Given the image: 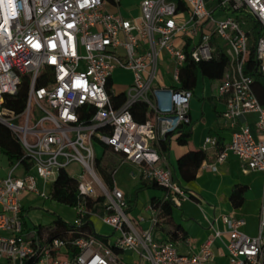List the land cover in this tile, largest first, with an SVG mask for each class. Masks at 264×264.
I'll return each mask as SVG.
<instances>
[{
    "label": "built area",
    "instance_id": "built-area-1",
    "mask_svg": "<svg viewBox=\"0 0 264 264\" xmlns=\"http://www.w3.org/2000/svg\"><path fill=\"white\" fill-rule=\"evenodd\" d=\"M179 1L182 10L177 0H141L138 15L128 18L108 11L110 6L119 9L120 0H0V124L23 152L0 177V264H126L124 253L132 255L134 264H211L218 231L190 255L153 237L160 204L170 201L179 207L187 199L163 165L161 142L189 124L192 98L190 90L159 84V61L163 52L168 55L178 86L184 67L212 60L218 44L223 46L227 62L215 96L225 101L222 118L231 138L218 147L216 138L207 136L200 150L217 148L218 163L232 155L244 171L264 173V105L254 94L255 78L244 72L253 46L251 71L264 81V0ZM116 70L132 74L120 93L108 85ZM24 76L25 105L16 113L4 107V97L16 94ZM120 95L122 101L112 100ZM161 95L167 104H160ZM136 102L148 111L141 124L130 113ZM249 114L256 115L254 131L240 125ZM95 144L123 156L162 188L160 204L147 205V218L130 217L123 193L99 177ZM70 165L80 167L82 174L74 178L75 218L65 221V235L52 236L39 226L27 233L21 194L44 197L46 185ZM97 197L103 198L100 213L86 205ZM93 217L111 229L101 236L107 242L83 228ZM221 220L229 239L228 264H264V198L256 236L239 230L242 219ZM144 223L147 228L141 227Z\"/></svg>",
    "mask_w": 264,
    "mask_h": 264
},
{
    "label": "crops",
    "instance_id": "crops-1",
    "mask_svg": "<svg viewBox=\"0 0 264 264\" xmlns=\"http://www.w3.org/2000/svg\"><path fill=\"white\" fill-rule=\"evenodd\" d=\"M125 1L128 0H120L119 9L110 6L108 11L115 14L120 13L123 17L128 18L137 16L140 1L123 6L122 4ZM218 45V49H223L220 43ZM172 68L173 62L163 52L159 61V84L165 87L179 88L180 85L177 86L169 78ZM117 74L128 75L127 85L132 81V74L123 70H116L113 73L112 88L120 93L127 85L123 89H116L115 76ZM217 79L197 78L189 102V124L186 126L190 131V137L187 143L179 145L176 142L177 134H173L167 139V150L163 151L161 148L164 157L163 165L171 169L174 181L186 192L187 199L182 201L179 207H172L170 225L154 228L153 237L158 241H167L170 238L169 233L173 230L172 228H178L184 235V239H176L173 244L178 253L190 255L198 251L199 246L213 235L214 230L218 231L221 236L212 245L214 258L211 264H228L225 245L229 239L226 226L223 224L221 217L231 216L242 219L244 224L239 230L249 237L256 236L260 201L264 198V173L244 171L238 159L232 155H229L226 161L218 163L216 161L217 148L204 152L205 160L196 171V177L192 182L183 183L176 169L177 159L189 151L200 150L203 140L207 136L215 137L218 147L228 143L231 138L232 130L224 125L222 118L225 101L215 96ZM158 101L160 104L165 105L167 104V97L161 95ZM255 121L256 115L249 114L246 115L245 122H240V125H247L254 131ZM103 157L111 163L117 164L112 176L113 186L123 193L128 206L127 214L133 218L138 216L147 218L149 216L146 210L147 205L152 200H161L164 194L163 190L151 188V182L144 177L141 169L125 162L123 156L113 154L109 150L104 152L102 148L100 155H97V159ZM5 174L6 168L0 164V177ZM235 186L245 187L242 194V203L237 207H234L231 201L232 190ZM135 189L137 192L134 201H132V193ZM141 227H144L143 224ZM109 230V234H111L112 231Z\"/></svg>",
    "mask_w": 264,
    "mask_h": 264
},
{
    "label": "trees",
    "instance_id": "trees-1",
    "mask_svg": "<svg viewBox=\"0 0 264 264\" xmlns=\"http://www.w3.org/2000/svg\"><path fill=\"white\" fill-rule=\"evenodd\" d=\"M179 2V9H183L181 1ZM255 60V49L250 47L248 56L244 66V72L250 74L255 78L256 83L253 85V91L258 99L259 103L264 105V81H261L259 76L251 71ZM227 58L218 49L216 56L208 62H200L197 64H188L180 71L179 75V85L180 89L192 91L197 82V78H206L208 80L217 79L221 76V73L226 65ZM42 82H39L41 85ZM111 82H108L110 85ZM28 89V77L24 76L22 79V84L14 95H6L4 97V107L8 110L19 113L23 110L25 105V99ZM123 95L117 98L112 97V100L122 101ZM130 113L137 123H144L147 119V107L142 102L134 103L130 108ZM177 134L176 142L179 145H185L190 137V131L187 129L186 125H181L179 129L173 133ZM173 134H168L164 141L161 142V148L163 151L167 150V139ZM104 152L108 151V148L101 144ZM0 154L4 155L8 163H12L16 160H20L23 157V152L21 147L17 143L16 139L12 133L2 124H0ZM121 156V155H120ZM205 160V153L201 150L189 151L185 155L181 156L176 161V169L179 174L180 180L183 183H190L196 177V171L200 167L201 163ZM23 163L26 168L29 166V162L25 159ZM117 164L111 163L107 158L97 159L95 162V170L99 177L102 179L104 184L108 188L113 187V173L116 169ZM151 188H156L162 190L156 183L151 182ZM245 190L243 186H235L232 190L231 201L234 207L241 205L242 194ZM78 196V183L72 178L65 170H61L58 173L56 180L51 184L50 192L47 198L54 202L65 205L67 207L73 208L76 206ZM103 203V198L97 197L96 199H87L86 205L88 208H92L95 212H101V204ZM151 204H160L159 200H152ZM173 204L170 201H165L160 204V213L157 217V223L155 228L163 225H170L171 223V209ZM24 212V210L22 209ZM41 227V226H39ZM38 227V228H39ZM88 232L95 234L93 226L91 223L87 222L84 227ZM68 229V224L61 218L55 217L49 227L45 228L52 236L62 237L65 235ZM173 230L169 233L170 238L167 241L174 242L176 239H184V235L178 228L173 227ZM96 235V234H95ZM105 242H107L106 237H101Z\"/></svg>",
    "mask_w": 264,
    "mask_h": 264
},
{
    "label": "rangeland",
    "instance_id": "rangeland-1",
    "mask_svg": "<svg viewBox=\"0 0 264 264\" xmlns=\"http://www.w3.org/2000/svg\"><path fill=\"white\" fill-rule=\"evenodd\" d=\"M141 0H128L125 1L122 5H129V3H138ZM127 3V4H126ZM210 10V7H207ZM217 19V17H215ZM169 78L172 79V76L169 75ZM116 79V89L120 90L126 87L129 77L125 74H117ZM173 80V79H172ZM171 82L173 83V81ZM102 151V146L100 144H95V152L97 155H100ZM108 158V156H107ZM0 164L6 168V172L10 168L9 163L4 155L0 154ZM66 172L72 177L76 178L81 175V168L76 165H70L66 168ZM118 178V177H117ZM116 180V178H115ZM51 184H47L44 188L45 196L40 197L31 193H22L20 196V201L24 207V216L28 226L27 233L33 231L35 227L41 226L42 228H47L51 225L52 220L55 217H61L64 221L72 223L75 218V212L72 208L65 205L59 204L47 198V195L50 192ZM38 189L42 190L40 181L38 180ZM137 190H133L132 197L134 201L135 193ZM92 224L94 231L97 235L107 236L110 233V228L102 224L101 220L97 217L92 218ZM143 228H146L147 224H143ZM123 260L126 264H134V258L132 255L125 253ZM143 264H149L148 262H143Z\"/></svg>",
    "mask_w": 264,
    "mask_h": 264
}]
</instances>
